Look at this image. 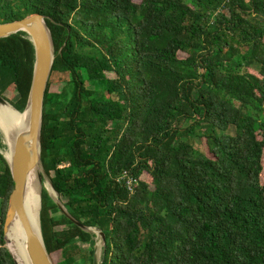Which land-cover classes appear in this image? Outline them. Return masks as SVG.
I'll use <instances>...</instances> for the list:
<instances>
[{
    "label": "trees",
    "instance_id": "16d2710c",
    "mask_svg": "<svg viewBox=\"0 0 264 264\" xmlns=\"http://www.w3.org/2000/svg\"><path fill=\"white\" fill-rule=\"evenodd\" d=\"M30 13L55 50L41 160L68 213L104 232L100 264H264V0H0V23ZM33 61L25 32L0 38V95L21 112ZM13 187L0 153V264H15ZM40 224L53 263L80 264L95 235L45 188Z\"/></svg>",
    "mask_w": 264,
    "mask_h": 264
},
{
    "label": "water",
    "instance_id": "95a60500",
    "mask_svg": "<svg viewBox=\"0 0 264 264\" xmlns=\"http://www.w3.org/2000/svg\"><path fill=\"white\" fill-rule=\"evenodd\" d=\"M20 31L25 32L33 44L34 61L31 85L23 110L27 116L26 121L23 127L17 128L11 134L9 156H4L12 175L14 187L8 199L3 223V239L5 241V247L15 264H54L46 248L41 231V203L39 205L37 227H34L31 223L24 207L25 186L30 171L33 168L40 169L38 172L40 200L42 198L43 176L47 175L41 160V127L44 95L55 58L54 43L45 16L42 14L30 13L20 19L0 23V38ZM0 104L11 105L2 95H0ZM49 185L54 193L59 195L54 189L51 180H49ZM45 188L52 197L49 188L47 186ZM54 201L74 224L85 231L94 232V234L100 236V243L93 247V264H100L101 254L99 251L106 243L104 232L97 227L85 226L72 217L63 204L55 199ZM15 217L20 219L22 226V234L21 238H19V247L22 251L17 258L6 245V233Z\"/></svg>",
    "mask_w": 264,
    "mask_h": 264
},
{
    "label": "bare ground",
    "instance_id": "6f19581e",
    "mask_svg": "<svg viewBox=\"0 0 264 264\" xmlns=\"http://www.w3.org/2000/svg\"><path fill=\"white\" fill-rule=\"evenodd\" d=\"M9 107L14 108L13 106L8 104H0V131L2 132L8 145H10L11 143V134L17 128H21L24 126L27 117L26 113L23 112L24 119L17 120L15 116H13L10 112L5 110L8 109ZM5 155L6 157H8L9 152H7ZM39 171H40L39 168H33L30 171L26 180L25 193H24V207L34 227L38 226V211L40 205V185L38 181ZM37 182H38V186H37ZM49 188L52 190L50 185ZM21 234H22V226L20 219L18 217H15L8 229V232L6 233V245L16 258L18 257V255L21 254L22 251V249L19 247V238H21Z\"/></svg>",
    "mask_w": 264,
    "mask_h": 264
},
{
    "label": "rangeland",
    "instance_id": "374dc122",
    "mask_svg": "<svg viewBox=\"0 0 264 264\" xmlns=\"http://www.w3.org/2000/svg\"><path fill=\"white\" fill-rule=\"evenodd\" d=\"M180 56H183L182 54H180ZM61 80V77L59 76H54L52 81H59ZM64 86V83L61 82V83H54L50 86V90L51 91H61L62 90V87ZM2 96L9 101H17L18 99V94L16 93V91L13 89V87H7V88H4L3 91H2ZM11 104V103H10ZM12 105V104H11ZM18 111V110H17ZM20 112L21 114H23L24 111H18ZM13 117V116H12ZM14 118V117H13ZM24 119V118H23ZM18 120V119H17ZM260 137V136H259ZM261 138V137H260ZM0 142L2 144V146H0V152H2L4 154V156H6L5 154L7 152H9V145L7 144L2 132L0 131ZM262 163H263V172H262V181H264V153H263V158H262ZM45 169V168H44ZM46 171V169H45ZM49 180H50V176L47 174L45 176H43V187L42 188H45V186H47L49 188ZM36 181H37V178H36ZM37 186H38V182H37ZM46 189V188H45ZM50 189V188H49ZM42 190V189H41ZM51 190V189H50ZM52 195V194H51ZM52 197L56 200V201H59L61 204L62 203V200L60 199L59 195H56L54 192H53V195ZM40 203H41V200H40ZM41 209V208H40ZM94 234V232H93ZM95 237H93V243L92 244H88V243H82V242H79L78 243V247L80 248L81 250V254L80 255H77L78 257L76 258V260L80 263V264H88V263H84V260L83 258L85 256H87L91 250H93V247L94 245H97L100 243V236L99 235H96L94 234ZM4 245H5V241H4ZM99 251V250H98ZM100 254L102 252V249L99 251ZM53 257V260L58 263L60 260H61V256L59 253H53L52 255ZM80 258V259H79Z\"/></svg>",
    "mask_w": 264,
    "mask_h": 264
},
{
    "label": "built area",
    "instance_id": "2783aa9c",
    "mask_svg": "<svg viewBox=\"0 0 264 264\" xmlns=\"http://www.w3.org/2000/svg\"><path fill=\"white\" fill-rule=\"evenodd\" d=\"M135 181H136V180L133 179L132 177H127V178H126V184H127L128 189H129L130 191H132V185H133V183H134Z\"/></svg>",
    "mask_w": 264,
    "mask_h": 264
}]
</instances>
